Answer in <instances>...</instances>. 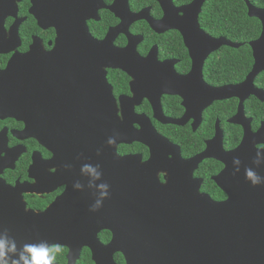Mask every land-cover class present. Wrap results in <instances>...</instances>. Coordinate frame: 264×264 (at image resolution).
<instances>
[{
    "label": "flooded vegetation",
    "instance_id": "af4514ba",
    "mask_svg": "<svg viewBox=\"0 0 264 264\" xmlns=\"http://www.w3.org/2000/svg\"><path fill=\"white\" fill-rule=\"evenodd\" d=\"M194 1L7 0L4 3L6 7L0 11V237L14 240L17 249L21 248L28 238L17 228L26 224L27 215L39 216L51 211V220H47L50 225L69 227L68 245L62 246L64 252L57 256L55 264H126L121 245L119 251L107 248L113 241V230L123 229L119 210L123 201L130 204L129 196L134 195V165L145 170L156 148L144 144L148 139L142 140L144 143L125 139L124 143L113 145L114 141L102 139L101 132H90L91 128H101L89 113L103 109L106 84L111 88L120 122L123 120L121 110H129V102L125 100L121 107L120 98L133 101L137 93L141 99L138 106L134 107L132 102L134 114L143 116V123L147 120L157 134L177 149L182 160L203 153L216 130L221 133L223 149L230 152L241 144L244 127L248 126L252 134L261 129L264 101L255 97L246 99L242 117L238 118L243 125L232 124L229 122L237 117L240 100L210 101L203 107L201 81L213 89L242 84L254 66L250 44L260 38L262 27L259 36L251 41L245 30H242L244 41L238 36L229 38L232 31L222 36L216 28L214 32L218 35L210 34L202 28L200 20L209 1L206 0L197 18L200 30L213 39L222 38L240 47H224L209 54L202 63L199 77L195 66L202 57L194 55L192 59L190 48L193 45L187 46L182 33L185 32L188 40L197 42L195 35L188 36L186 31L189 12L185 16L181 13ZM242 1L244 14L249 18L246 3ZM111 7L114 11L109 10ZM192 17L193 14L191 21ZM82 20L96 41H103L111 29L119 31L112 41L113 48L131 49L130 56L121 62L125 64L123 69H108L105 64L98 65V60L64 59L63 53L58 59L46 57L56 52L57 40L64 31L74 37L75 22L82 24ZM73 45L79 44L70 46ZM132 47L142 60L147 59L143 64H134ZM241 48L250 51L251 63L246 60L243 79L235 80L231 76L242 75L234 72L233 64L222 63L221 55ZM32 52L46 58H22ZM263 75L264 72L260 73L253 84L256 90L264 92V88L256 84ZM156 100L159 109L151 105ZM124 115L127 123L134 120ZM160 121L181 122V125ZM204 126L209 127L205 137L202 136ZM128 127L140 128L134 123ZM28 128L37 130L40 137H30ZM262 142L255 146L256 150L264 151V139ZM165 156L167 160L173 157L170 153ZM208 161L218 163L204 160L193 172V179L201 182L199 193L222 203L227 196L212 178L224 167L218 163L221 168L207 174L209 184L206 185L204 168ZM85 165L98 166L100 178L93 180L82 172ZM144 172L140 183L146 188L152 184L151 176L157 178L159 185L169 183L167 171L156 175L154 170ZM76 183L80 188H74ZM101 183L110 186L109 196L98 211L91 212L90 205L99 197L96 185ZM94 239L97 242L94 241L96 250L93 251L89 244H94Z\"/></svg>",
    "mask_w": 264,
    "mask_h": 264
},
{
    "label": "water",
    "instance_id": "95a60500",
    "mask_svg": "<svg viewBox=\"0 0 264 264\" xmlns=\"http://www.w3.org/2000/svg\"><path fill=\"white\" fill-rule=\"evenodd\" d=\"M6 2L7 0H0L1 12L6 7L4 4ZM205 2L206 0H195L191 6L181 11L184 16L189 12L187 14L189 18L193 14L192 21L188 18L185 24L188 36L193 33L197 42L188 40L185 32L182 33L187 46L193 45L192 48L189 47L192 59H195V56L202 57L195 66L199 77L202 63L209 54L224 47L231 49L240 47L222 38L213 39L200 30L197 18ZM244 2L248 8L249 18L258 20L262 27L260 38L250 44L254 59L251 73L242 84L235 86L213 89L201 81L204 86L203 107L210 104V101H225L233 98L240 100L238 115L229 122L236 125H243L238 118L242 117V105L246 99L255 97L264 101V92L256 90L253 84L255 78L264 72V8L256 9L247 0ZM109 10L114 11V8L111 7ZM84 22L85 20H82V24L75 22L73 38L67 31L59 35L56 52L46 57L58 59L63 53L64 59L98 60V65L105 64L108 69H123L125 64L121 62L127 58V55L130 56L131 49L118 51L113 48L112 41L119 31L111 29L103 41H96L88 33ZM72 42L79 45L71 47ZM132 54L135 65H141L147 60H142L133 47ZM40 57V53L32 52L22 58ZM102 78L105 82L104 76ZM135 78L136 76L134 80ZM30 82L33 83L34 80L30 78ZM136 90L134 84L135 93ZM140 99L136 93L133 100L134 107L139 105ZM125 100L129 102L127 104L129 110H121L123 120L120 122L111 88L106 84V103L103 104V109L91 110L89 113L100 123L101 128H91L90 132H101L102 139L114 141L113 145L124 143L125 139H134L141 143H144L142 140L148 139L144 144L156 148V152L145 164V170L141 171L134 165V195L131 193L129 196L130 204L122 200L124 205L119 211L123 229L113 230L114 238L107 250L119 251L118 246L121 245L123 249L120 248V251L125 256L126 264H264V184L252 187L244 178L246 166L255 167L259 174L264 172V151H260L259 166L252 164L259 151L255 146L263 143L264 125L256 134H252L248 126L244 127L245 134L241 144L230 152L223 149L221 133L216 130L215 137L206 143L203 153L182 160L177 149L157 134L147 120L145 124L143 123L145 120L143 116L134 114L131 99L120 98L121 107L125 104ZM151 105L159 109L157 100ZM156 111L160 112V110ZM125 113L134 120H129L127 123ZM31 114L34 116V110H31ZM160 122L181 125V122L175 121ZM132 123L139 124V130L129 128ZM28 131L30 137L35 139L40 137L37 130L31 131L28 128ZM78 138L84 139L83 136ZM167 153L173 156L171 160L166 159ZM235 159L239 160L238 164L234 163ZM204 160H214L224 167L218 176L212 178L227 196V200L222 203L214 202L209 196L199 193L201 182L193 179V172ZM147 169L149 172L154 170V175L167 171L168 185H159L157 178H152L153 176H151L152 184L148 188L141 185L140 181ZM237 169L239 171H236ZM50 214L51 211L39 216L27 215L26 224L17 230H20L21 235H27L28 241L33 244L46 241L50 245L67 246L69 227L64 224L56 227L50 225L47 221L51 220ZM9 227H6L8 233ZM28 241L27 244H31ZM94 241L97 242L95 239L92 242ZM95 242L89 244L93 251L96 250Z\"/></svg>",
    "mask_w": 264,
    "mask_h": 264
},
{
    "label": "trees",
    "instance_id": "16d2710c",
    "mask_svg": "<svg viewBox=\"0 0 264 264\" xmlns=\"http://www.w3.org/2000/svg\"><path fill=\"white\" fill-rule=\"evenodd\" d=\"M249 2L256 7H264V0H249ZM244 13H246V9L242 0H209L204 6L203 13L200 17L202 28L215 36L218 35L214 32L216 28L218 29L219 35L222 36H228V32L232 31V35H229L228 37L231 38L230 36H238L242 39V41H244L242 37V30H245V32H247L248 34V40H254L260 34V23L258 22V20L246 18ZM244 49L245 50L241 48V50L239 51L227 50L226 53L221 55L222 63L229 62L233 64L234 72L242 75L241 77L231 76L235 80L243 79V76L245 74H243V66L246 65V60L251 63L250 51L247 48ZM256 84L262 89L264 88V75L260 76L258 80H256ZM203 129L204 130L202 131V136L205 137L207 134L206 129L209 130V127L204 126ZM227 146L231 147L228 144ZM201 147L202 146L198 148ZM220 168L221 166L218 163L212 161L207 162V166H205L204 168V172L206 175V185L209 184L207 174L212 171L213 173H215Z\"/></svg>",
    "mask_w": 264,
    "mask_h": 264
},
{
    "label": "clouds",
    "instance_id": "9594fccd",
    "mask_svg": "<svg viewBox=\"0 0 264 264\" xmlns=\"http://www.w3.org/2000/svg\"><path fill=\"white\" fill-rule=\"evenodd\" d=\"M234 163H239L238 159ZM261 163V152L257 151L256 158L252 161L253 165L259 166ZM236 171H239L238 169ZM82 172L92 177L93 180L99 179L101 173L98 166L85 165ZM244 178L252 186L256 187L264 184V176H261L255 167L246 166L244 168ZM99 190V197L89 207V211L96 212L102 205L103 201L109 196V185L101 183L96 185ZM74 188H80L76 183ZM64 248L60 245H50L46 241L38 244H25L17 249L16 242L6 237H0V264H55L57 256L62 255Z\"/></svg>",
    "mask_w": 264,
    "mask_h": 264
},
{
    "label": "bare ground",
    "instance_id": "6f19581e",
    "mask_svg": "<svg viewBox=\"0 0 264 264\" xmlns=\"http://www.w3.org/2000/svg\"><path fill=\"white\" fill-rule=\"evenodd\" d=\"M199 167V166H198ZM201 192V191H200Z\"/></svg>",
    "mask_w": 264,
    "mask_h": 264
}]
</instances>
